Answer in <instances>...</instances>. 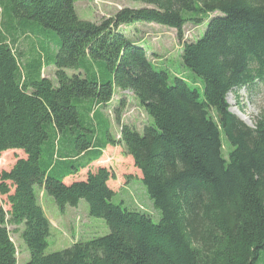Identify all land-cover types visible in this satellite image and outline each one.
Listing matches in <instances>:
<instances>
[{
	"label": "trees",
	"instance_id": "16d2710c",
	"mask_svg": "<svg viewBox=\"0 0 264 264\" xmlns=\"http://www.w3.org/2000/svg\"><path fill=\"white\" fill-rule=\"evenodd\" d=\"M77 1L0 0V165L16 155L0 169V264H19L8 226L29 250L23 264H264V114L248 126L226 101L264 84V0H131L145 6L99 22L80 19ZM207 19L180 51L201 95L121 28L155 23L181 40ZM50 64L53 79L42 76ZM114 89L149 117L142 133L111 134ZM126 105L110 110L118 123ZM108 145L132 161L158 222L130 205L132 192L112 201L115 162L94 164ZM41 191L60 211L84 200L109 233L46 254Z\"/></svg>",
	"mask_w": 264,
	"mask_h": 264
},
{
	"label": "rangeland",
	"instance_id": "374dc122",
	"mask_svg": "<svg viewBox=\"0 0 264 264\" xmlns=\"http://www.w3.org/2000/svg\"><path fill=\"white\" fill-rule=\"evenodd\" d=\"M144 6L145 5L141 2L131 0H78L75 3V10L80 19L99 22L103 18H108L114 15L117 10L123 7L138 9ZM214 15H217V13L210 14V18ZM207 21L208 19L199 26L186 24L183 28L181 40L177 38L175 30L155 23H137L135 26L125 29V32L131 37H133L134 34H137L139 37L138 39L141 40L139 43L146 49L148 57L154 64L165 67L169 69L172 74L186 79L190 87L198 89L201 95L202 90L200 81L192 72L187 70L181 64L180 51L183 42L196 41L203 35ZM66 73L72 75L73 70L67 69ZM43 75L53 79L54 66L50 64L49 67L44 68ZM196 79L199 83L193 81ZM129 94L130 93L128 92L125 93V96L130 98L129 100L127 99V108L123 110L120 122L118 123L114 120V116H112L115 123L114 127L118 128L120 127V124L130 125L133 123V125L139 129L138 131L142 133L143 125L148 121L150 122V119L146 116L138 101ZM226 101L229 105V111L234 115H236L234 111L239 112L250 124L244 120L243 122L248 126L254 127L256 119L261 114H264V84L256 82V85L251 88L242 87L234 89L232 92L228 93ZM109 114L111 115L112 113L109 112ZM239 119L241 120V118ZM118 136L119 134L116 137ZM15 158L16 155L10 153L3 156L0 169L12 164L15 161ZM102 161L104 163L107 162L108 164L115 162L113 163L116 170L115 175H117L116 177L119 179L124 178L128 173H131L132 176L136 174V170L132 166V161L125 157L123 151L120 149H116L114 154H106ZM133 178L137 179V176H134ZM130 190L132 192V200L130 199L129 201L130 205L138 210L149 212L152 220L158 222L160 219V211L153 206L143 184L138 180H135ZM119 200L120 199L117 197L112 199L114 203H119ZM39 201H41L40 203L44 209L45 215L52 221L50 236L47 239L48 245L45 250L46 254L66 249L74 243L73 241L81 239L88 240L92 237H100L109 233V229L102 219L91 217L89 215L88 205L84 200H81L80 208L78 209V212H76L78 215L75 217L73 216V213H70V207H67L63 212L60 211L54 200L48 195H44L42 198L39 193ZM0 204L5 210L8 209L5 196H0ZM63 216L70 219V221L73 220V222L62 219ZM83 223L85 226L81 225ZM8 230L10 231L11 239L17 250L18 263H26L30 257L28 248L19 237V233L14 232L13 226H8ZM89 234L92 235L87 236Z\"/></svg>",
	"mask_w": 264,
	"mask_h": 264
},
{
	"label": "crops",
	"instance_id": "0c3cea01",
	"mask_svg": "<svg viewBox=\"0 0 264 264\" xmlns=\"http://www.w3.org/2000/svg\"><path fill=\"white\" fill-rule=\"evenodd\" d=\"M122 29H128V28H130V27H128V26H122L121 27ZM139 37L137 36V34H134L133 35V37L131 38V39H133L134 41H141L140 39H138ZM42 76H44L43 75V73H42ZM130 93L129 95L131 96V97H134L133 95H132V92H130V91H121V90H118V89H114L113 90V95H112V98H111V102H110V104H108V108L107 109H105V111H104V113H105V115H106V117L108 118V120H109V128H110V132H111V134L113 135V136H117L118 134H119V128L120 127H118V128H116V127H114L115 126V123H114V121H113V115L111 114H109V112H110V110H111V108H113V107H115V106H117L118 105V102H119V100H121L122 98H126V100L128 99L129 100V98H127V96H125V93ZM128 100H127V103H128ZM136 100V99H135ZM137 101V100H136ZM125 108H127V105H126V107ZM125 110V109H124ZM109 111V112H108ZM115 120V119H114ZM116 122V121H115ZM130 125H133V123L132 124H130ZM134 126V125H133ZM135 127V126H134ZM137 130H139L137 127H135ZM116 149H120V150H122L123 151V148L121 147V146H110V145H108L107 147H105L103 150H102V156L97 160V161H95L94 162V164L95 165H98V166H100V165H102V163H103V161H102V159L104 158V156L106 155V154H110V153H112V154H114L115 152H116ZM117 176V175H116ZM135 180H138V177H137V179H135V178H128V179H125V178H118V177H116V179L111 183V187H112V189L114 190V192H115V196L116 197H118L120 200H122V201H124L125 202V200H128L129 201V196H130V192H131V190H130V188H132V186H133V184H134V181ZM139 181V180H138ZM137 182V181H136ZM40 196H42V198L44 197V194H43V192L41 191L40 192ZM41 202V201H40ZM41 204V203H40ZM80 205H81V201L78 203V206L77 207H75V208H69L70 210H71V212L70 213H73V216L75 217V216H77L78 214H76V212H78V209L80 208ZM42 206V205H41ZM43 208V207H42ZM67 209V207L64 209V211ZM63 212V211H62ZM72 216V217H73ZM48 218V217H47ZM62 219H66V220H68V221H70V219H68V218H65L64 216H63V218ZM49 220V222H50V224H51V227H52V221L50 220V219H48ZM83 221H85V220H83ZM70 222H73V220L72 221H70ZM71 224V223H70ZM84 224V223H83ZM83 224H81L82 226H85V224L83 225ZM92 234H89V235H87V236H91ZM81 240H83V239H81ZM74 242V241H73Z\"/></svg>",
	"mask_w": 264,
	"mask_h": 264
},
{
	"label": "bare ground",
	"instance_id": "6f19581e",
	"mask_svg": "<svg viewBox=\"0 0 264 264\" xmlns=\"http://www.w3.org/2000/svg\"><path fill=\"white\" fill-rule=\"evenodd\" d=\"M235 113H236V115L239 117V118H241L242 120H244V121H246L248 124H250L249 122H248V120L245 118V117H243L239 112H237V111H234Z\"/></svg>",
	"mask_w": 264,
	"mask_h": 264
}]
</instances>
